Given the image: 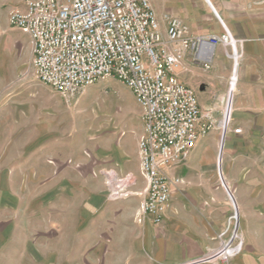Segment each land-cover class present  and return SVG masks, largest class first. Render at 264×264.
Instances as JSON below:
<instances>
[{
    "label": "rangeland",
    "instance_id": "374dc122",
    "mask_svg": "<svg viewBox=\"0 0 264 264\" xmlns=\"http://www.w3.org/2000/svg\"><path fill=\"white\" fill-rule=\"evenodd\" d=\"M199 1L208 8L204 0ZM14 3L8 0L5 5ZM8 10L0 7V264H152L149 255L139 261L128 248L121 250L126 256L123 258L115 248L72 247L71 242L78 196L84 198L99 188L106 201L141 199L145 185L137 156L141 120L133 94L110 77L68 99L37 80L30 68L28 37L9 25ZM237 47L240 63L244 51L239 44ZM221 48L220 66L214 69L228 76L225 96L215 111L217 123L228 104L229 81L235 68L226 55L230 47ZM210 70L211 64L209 69H202ZM190 78L188 85L197 89L201 77L190 74ZM234 92L235 88L232 100ZM218 130L214 164L223 197L221 218L209 221L216 230L214 238L195 257L226 243L236 248L234 254L198 264H264V143L256 146V153L250 157L263 163L250 170L225 169L223 175L225 132L220 127ZM41 164L48 166L43 175ZM233 171L236 174L232 176ZM112 176L125 183L117 196L110 195ZM56 189L69 191V199L50 206L58 216L55 221L51 217L53 227L47 223L45 236L44 224L40 229V219H44L39 198ZM185 192L182 186L179 193ZM136 211L133 219L139 222ZM57 233L64 235L62 241H55Z\"/></svg>",
    "mask_w": 264,
    "mask_h": 264
},
{
    "label": "built area",
    "instance_id": "2783aa9c",
    "mask_svg": "<svg viewBox=\"0 0 264 264\" xmlns=\"http://www.w3.org/2000/svg\"><path fill=\"white\" fill-rule=\"evenodd\" d=\"M7 21L28 37L33 76L63 97H76L110 77L130 89L140 109L137 156L145 182L136 216L139 222L149 218L161 223L172 186L184 182L166 170L184 164L210 130L217 126L226 132L231 124V112L226 116L225 109L217 123L213 111L199 105L197 89L180 79L185 57L189 54L194 64L209 69L210 52L221 44L230 47L226 55L238 63L240 41L226 29L219 35L191 34L173 15L160 20L151 0H25L8 11ZM112 177L110 195L117 196L125 183ZM235 252L222 243L172 264L226 259Z\"/></svg>",
    "mask_w": 264,
    "mask_h": 264
},
{
    "label": "crops",
    "instance_id": "0c3cea01",
    "mask_svg": "<svg viewBox=\"0 0 264 264\" xmlns=\"http://www.w3.org/2000/svg\"><path fill=\"white\" fill-rule=\"evenodd\" d=\"M7 1L0 0V7L10 10L21 6L25 0H15L13 5L6 7ZM204 1L208 8L199 0H151V3L160 20L166 14L176 16L188 25L191 34L219 35L226 29L233 38L240 41L244 56L238 62V68L236 66L234 69L235 92L233 100L231 99V124L223 141L221 172L224 175L225 169L236 170L235 172L250 170L255 164L263 163L262 160L251 161L250 157L256 153L254 148L258 145L262 147L261 143H264V0ZM162 25H165L163 21ZM221 47L224 46L218 44L210 52V71H202L187 54L184 61L186 70L179 73L180 79L187 84L191 82L190 74L201 77L197 84L198 102L203 110L213 111L215 120V111L220 108L225 96L228 76L225 73L219 74L220 70L214 69L220 66ZM232 90L233 86L230 87L229 95ZM231 103L229 100L226 116L231 112ZM234 127H240L241 131L235 133L232 130ZM218 131L216 126L198 141L184 164L166 170L172 177H181L184 183L172 186L170 206L161 223L154 224L149 218L135 222L133 216L139 199L134 197L106 201L98 188L97 193L88 194L84 198L78 196L80 202L77 203L79 207L73 221L75 225L72 226V247L115 248L123 258L126 256L121 255V250L125 252L128 248L136 260L140 261L142 256L149 255L152 264H170L202 253L216 231L209 221L221 218L223 205L222 190L216 184L214 164ZM46 170L48 166L41 164L40 175ZM235 172L233 171L232 176ZM234 182L237 185L240 183L238 180ZM70 185L72 186L71 183ZM182 186L186 191L184 194L179 193ZM67 199L69 191L65 193L57 189L54 192L46 191L40 196V212L44 219H40V229L44 224L42 229H46L45 236L48 231L47 223L49 227H53L58 216L50 206L59 201L63 204ZM195 211L201 214L197 216L193 213ZM55 239L62 241L64 235L59 236L57 233Z\"/></svg>",
    "mask_w": 264,
    "mask_h": 264
},
{
    "label": "bare ground",
    "instance_id": "6f19581e",
    "mask_svg": "<svg viewBox=\"0 0 264 264\" xmlns=\"http://www.w3.org/2000/svg\"><path fill=\"white\" fill-rule=\"evenodd\" d=\"M236 48L234 47L233 48V53L231 52L229 55L231 56V57H235L234 56V53L236 54ZM228 56V55H227ZM229 57V56H228ZM233 65H234V67L236 68V66H237V60H236V58L235 59H233ZM234 68V69H235ZM231 86H233V90H234V86H235V73L232 75V77L230 78V81H229V87H228V100H227V102L230 100V102H231V99H232V94H233V90H232V94L231 95H229V90H230V87ZM225 249V248H224Z\"/></svg>",
    "mask_w": 264,
    "mask_h": 264
},
{
    "label": "water",
    "instance_id": "95a60500",
    "mask_svg": "<svg viewBox=\"0 0 264 264\" xmlns=\"http://www.w3.org/2000/svg\"><path fill=\"white\" fill-rule=\"evenodd\" d=\"M226 188H227V192H228V194L230 195V198L233 200L232 194H231L230 191L228 190V187H227V186H226Z\"/></svg>",
    "mask_w": 264,
    "mask_h": 264
}]
</instances>
